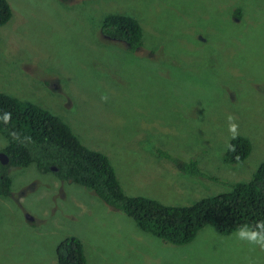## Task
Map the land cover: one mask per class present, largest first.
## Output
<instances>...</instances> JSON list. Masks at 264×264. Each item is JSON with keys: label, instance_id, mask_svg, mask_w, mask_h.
<instances>
[{"label": "rangeland", "instance_id": "1", "mask_svg": "<svg viewBox=\"0 0 264 264\" xmlns=\"http://www.w3.org/2000/svg\"><path fill=\"white\" fill-rule=\"evenodd\" d=\"M7 1L0 92L61 116L109 159L125 195L188 206L250 180L264 160V0ZM117 15L142 27L139 51L99 33ZM229 116L252 144L235 165L223 162ZM166 153L195 160L200 174L180 171ZM8 173L0 264H55L67 237L81 241L86 264H264V250L239 239L241 230L223 235L206 225L177 246L88 188L34 165Z\"/></svg>", "mask_w": 264, "mask_h": 264}, {"label": "trees", "instance_id": "2", "mask_svg": "<svg viewBox=\"0 0 264 264\" xmlns=\"http://www.w3.org/2000/svg\"><path fill=\"white\" fill-rule=\"evenodd\" d=\"M233 15L240 18L238 10ZM11 18L8 1L0 0V27ZM98 30L108 39L123 40V51L134 53L142 47V27L130 17L111 16ZM5 113H11L8 123L4 121ZM25 137H30L31 141ZM2 139L4 146L0 152L8 158L6 164L0 162V197L4 199L9 197L12 185L8 169L34 165L41 174L51 173L63 183L90 189L105 205L131 218L137 228L166 243L188 244L206 225L223 235L242 229L264 232V225L257 227L264 222V160L250 180L228 183L229 190L224 193L202 198L188 206H169L151 198L125 195L109 159L84 146L61 116L0 92ZM251 150V141L238 135L230 140L223 162L238 164L248 158ZM165 156L173 159L180 171L200 174L195 160L182 162L168 153ZM52 167L56 168L55 172ZM55 264H86L81 241L76 237L60 241Z\"/></svg>", "mask_w": 264, "mask_h": 264}, {"label": "clouds", "instance_id": "3", "mask_svg": "<svg viewBox=\"0 0 264 264\" xmlns=\"http://www.w3.org/2000/svg\"><path fill=\"white\" fill-rule=\"evenodd\" d=\"M103 100H107V96H103L101 97ZM11 119V113H5L4 115V121L5 123H8ZM229 131L232 133V137L233 139L236 138L238 132V124H236L234 122V118L229 116ZM13 135L15 136L16 134L13 133ZM26 140H28L29 142L31 141L30 137H25ZM261 225H264V222H260L257 227L259 228ZM238 238L241 240H247L250 244H254V245H259V247L264 250V232H250V233H246L244 231H240L238 233Z\"/></svg>", "mask_w": 264, "mask_h": 264}, {"label": "water", "instance_id": "4", "mask_svg": "<svg viewBox=\"0 0 264 264\" xmlns=\"http://www.w3.org/2000/svg\"><path fill=\"white\" fill-rule=\"evenodd\" d=\"M7 161H8V158L3 153H0V162H1V164H6ZM51 170L53 172H55L56 171V168L55 167H52Z\"/></svg>", "mask_w": 264, "mask_h": 264}, {"label": "flooded vegetation", "instance_id": "5", "mask_svg": "<svg viewBox=\"0 0 264 264\" xmlns=\"http://www.w3.org/2000/svg\"><path fill=\"white\" fill-rule=\"evenodd\" d=\"M110 40H111V39H110ZM112 41L121 42V43L124 44L123 40H112ZM124 45H125V44H124ZM124 47H125V46H124ZM139 49H141V48H138L135 52L139 51Z\"/></svg>", "mask_w": 264, "mask_h": 264}]
</instances>
